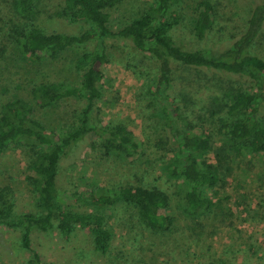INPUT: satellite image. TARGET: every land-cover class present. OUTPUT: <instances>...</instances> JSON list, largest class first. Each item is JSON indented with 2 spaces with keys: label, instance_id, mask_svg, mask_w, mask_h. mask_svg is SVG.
Returning <instances> with one entry per match:
<instances>
[{
  "label": "rangeland",
  "instance_id": "374dc122",
  "mask_svg": "<svg viewBox=\"0 0 264 264\" xmlns=\"http://www.w3.org/2000/svg\"><path fill=\"white\" fill-rule=\"evenodd\" d=\"M13 1L0 0V108L14 99L28 102L40 132L57 133L60 126L72 120L80 103L69 99L40 107L33 101L31 89L43 82L68 87L78 85L79 72L74 65L76 53L83 47L64 52L56 60L33 54L35 59L30 61L19 54L13 28L77 35L85 25L79 20L60 17L61 0H32L30 14L22 17L14 14ZM152 1L118 0L108 10L111 30L137 17ZM211 1L215 4L214 18L203 43L205 49L242 32L252 8L250 0ZM193 3L194 0L180 2L177 10L182 20L173 31L176 41L187 48L191 41L189 19ZM248 52L264 60V28ZM105 54L102 95L93 103L96 123L101 127H124L137 144L136 154L119 161L103 156L101 149L90 140L81 142L71 151L77 157L74 167L59 176L60 203L79 214L95 213L98 207L85 200L89 194L97 197L101 188L115 189L127 184L156 188L169 197V207L162 213L173 227L167 232H154L138 220L133 208L116 204L98 209L103 214L104 227L111 233L105 254L100 255L91 248V226H79L67 238L55 229L45 233L32 230L31 248L51 264H264V154H241L240 162L233 166L224 185L208 192L211 207L206 219L199 218L194 236L185 238L191 226L183 213L184 187L178 175L167 166L173 149L163 124L164 104L152 84L155 64L124 41H108ZM187 74L182 67L174 69V80L165 92L172 97L168 104L174 106L180 102L176 96L179 90L193 93L198 102L189 103L186 120L192 126L191 133L214 141L221 134L222 126H227L234 116L223 112L221 116L206 119L205 98L196 96L195 88L188 86L190 77L184 78ZM223 78L221 73L213 77L218 82ZM236 88L249 97L248 105L257 110L254 116L264 123V93L259 99L255 97L254 86L247 88L241 83ZM242 112L248 113V109ZM34 153L35 149L25 147L0 153V188L11 192L15 214L38 213L31 186L37 171ZM207 158L213 163L211 155ZM19 234V229L0 227V264H23L28 255L19 246Z\"/></svg>",
  "mask_w": 264,
  "mask_h": 264
},
{
  "label": "trees",
  "instance_id": "16d2710c",
  "mask_svg": "<svg viewBox=\"0 0 264 264\" xmlns=\"http://www.w3.org/2000/svg\"><path fill=\"white\" fill-rule=\"evenodd\" d=\"M181 1L153 0L150 7L137 17L117 30H111L108 10L118 0H61L60 17L79 20L85 25L77 35L13 28L19 54L22 58L27 56L30 61L35 59L33 54L56 60L64 52L83 47L80 53H76L74 65L79 72L78 85L68 87L61 83L43 82L34 84L31 89L32 99L40 107L69 99L80 103L72 120L60 126L57 133L40 132L28 102L14 99L0 108V153L15 147L35 149L37 171L31 186L36 195L38 213L15 214L11 192L0 188V227L19 229V246L28 255L23 264H51L44 262L31 248L32 230L45 233L55 229L61 237L67 238L75 228L91 226L90 246L94 252L105 254L111 233L104 227L103 214L98 209L116 204L133 208L138 220L154 232H167L173 227L162 213L169 207V197L156 188L134 184L115 189L101 188L100 196L89 194L85 200L98 207L95 213L79 214L60 203L57 191L59 176L74 167L77 157L72 156L71 151L81 142L90 140L101 149L103 156L119 161H126L136 154L137 144L124 127H101L96 123L93 103L102 95L108 41H124L155 64L152 84L164 104L163 124L173 149V157L167 166L182 182L183 213L191 226L185 238L194 236L198 227L196 222L206 217L211 207L208 192L224 185L233 166L240 162L241 154H264V123L254 116L257 110L248 105L249 97L236 88L241 83L247 88L254 86L257 91L255 97H263L264 60L249 54L248 50L264 28V0H250L252 8L242 32L206 49L203 43L213 25L215 4L211 0H194L189 19L191 41L187 48L177 42L173 34L182 20L177 10ZM31 4L32 0H14V14L19 17L30 14ZM176 67H182L188 73L184 78L190 77L188 86L195 88V95L205 98L206 119L221 116L223 112L234 116L227 126H222L221 134L214 141L191 133L192 126L186 120L190 113L189 103L198 102L193 93L179 90L181 95L177 93L176 96L180 97V102L174 106L168 104L172 97L169 98L165 92L174 80ZM216 73L224 76L219 82L213 79ZM252 101L256 105L257 101ZM247 109L248 113L244 114L242 111ZM209 155L213 163L207 158Z\"/></svg>",
  "mask_w": 264,
  "mask_h": 264
}]
</instances>
